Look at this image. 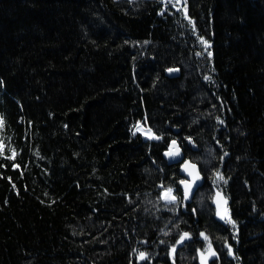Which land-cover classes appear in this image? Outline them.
<instances>
[{"label":"trees","instance_id":"trees-1","mask_svg":"<svg viewBox=\"0 0 264 264\" xmlns=\"http://www.w3.org/2000/svg\"><path fill=\"white\" fill-rule=\"evenodd\" d=\"M0 116V264H264V0H0Z\"/></svg>","mask_w":264,"mask_h":264},{"label":"snow or ice","instance_id":"snow-or-ice-1","mask_svg":"<svg viewBox=\"0 0 264 264\" xmlns=\"http://www.w3.org/2000/svg\"><path fill=\"white\" fill-rule=\"evenodd\" d=\"M185 3H186V0H185ZM185 15H187L186 13V9H185ZM201 41L207 45L208 47H210V45L208 44V42L206 40L203 39V37H201ZM209 55H211V53L209 52L208 53ZM168 72H174V71H178V69H168L167 70ZM205 79H209V77H205ZM4 124V118L2 116H0V126H3ZM140 129L137 128V131H139ZM151 131V129H149V132ZM135 134V133H133ZM153 138H156V139H159V137H153ZM166 155L168 156H179L180 155V149L179 147L176 145V141H172L171 145H170V148H169V151L166 153ZM10 159L12 157H9ZM16 167H19V165H16ZM191 167V168H195V165H189L187 162L185 164V171L188 170V168ZM189 175H192V172H189ZM217 176L219 179L223 180L224 177L221 176L219 173H217ZM200 177L198 175L194 176L193 178V181L192 182H187V181H181V184H183L185 186V195H184V198L187 199L189 197V194L191 192V189H192V184L195 183L196 180H198ZM227 181H225L226 183ZM171 192H172V189L169 188L166 190V195L163 197V199L165 200H168L169 202H173L176 200V197L175 196H172L171 195ZM218 197H219V194H217ZM221 200H222V203L224 205L227 204V200L226 199H223V198H218L217 200V208H218V211H217V216L220 217V219L222 220H225L227 223H232L234 224L235 222L231 220V217L228 213V209L226 207L223 208V211H221ZM195 211V210H194ZM200 236L208 241L209 238L208 236L205 234V233H200ZM186 239H190V234L185 232L183 233V235L180 237V239L178 241H176L177 244H182ZM135 251V250H134ZM176 251L175 247L172 248V253L174 254ZM205 251L207 252V256L205 255ZM205 251H201L200 252V255H201V264H207L208 262V259L209 257H215L217 254L215 251L212 250V245H211V242L209 241L208 243V247ZM232 252V249H231V246L229 245V254H231ZM139 258L141 260L143 259H147L148 258V254L146 252H140L139 253Z\"/></svg>","mask_w":264,"mask_h":264},{"label":"water","instance_id":"water-1","mask_svg":"<svg viewBox=\"0 0 264 264\" xmlns=\"http://www.w3.org/2000/svg\"><path fill=\"white\" fill-rule=\"evenodd\" d=\"M170 69V68H168ZM166 69L165 70V75L167 77H176L178 76L179 73V68L177 67H172V69H178V71H174V72H168ZM172 141H176V140H172ZM172 141H170L168 147L166 150L163 151V157L166 160L167 164L169 165H178V173L180 176V181L178 182V187L182 193V204H183V209L185 210L187 206H189L192 201H193V197L195 195V192L198 190V188H200L202 186V184L204 183V178L200 173L199 167L196 163L192 162L190 159L185 158L181 147L179 146L178 142L176 141V145L179 147L180 149V155L179 156H168L166 155V153L169 151L170 145L172 143ZM186 162L189 165H195V168H191L189 167L187 171H185V164ZM189 172H192V175H189ZM198 175L200 178L198 180L195 181L194 184H192V189L191 192L189 194V197L187 199L184 198L185 195V186L183 184H181V181H187V182H192L194 176ZM192 212H194V210H192Z\"/></svg>","mask_w":264,"mask_h":264},{"label":"rangeland","instance_id":"rangeland-1","mask_svg":"<svg viewBox=\"0 0 264 264\" xmlns=\"http://www.w3.org/2000/svg\"><path fill=\"white\" fill-rule=\"evenodd\" d=\"M137 128H139L140 130L137 131ZM134 131H135V132H139V133H141V135H142L144 138H147V139H149V140L155 139V138H153V137H155L154 134H153V132H152V131L149 132V128H148L144 123H137V124L135 125V127H134ZM167 189H169V188H166V189H163V190H162V193H161V198H162V200H163L164 202H166V203H173V204H175L177 207L180 206V205L182 204L181 199H180V196L178 195V193L176 192L175 188H173V187H171V189H172L171 195H172V196H175V197H176V200L173 201V202H169L168 200L163 199V197L167 194V193H166V190H167ZM217 194H219V197H218ZM218 198L226 199V198L224 197V195L222 194L221 191H219L218 189H215V190H214V193H213V197H212V202H213V204H214V208H215L214 215H215V217H216L217 219H219V220H221V221H225V220L220 219L219 216H217V211H218V208H217V200H218ZM224 207L227 208V204L224 205V204L222 203V200H221V209H220V210L223 211V208H224ZM227 209H228V208H227ZM207 247H208V244H205V245H204V249H203V251H205V250L207 249ZM212 250H213V249H212ZM205 255L207 256V252H206V251H205ZM209 258H210V257H209ZM199 262H200V264H201V255H199Z\"/></svg>","mask_w":264,"mask_h":264},{"label":"bare ground","instance_id":"bare-ground-1","mask_svg":"<svg viewBox=\"0 0 264 264\" xmlns=\"http://www.w3.org/2000/svg\"><path fill=\"white\" fill-rule=\"evenodd\" d=\"M198 189H199V188H198ZM196 192H197V191H196ZM180 199H181V198H180ZM181 201H182V200H181ZM192 203H193V202H192ZM192 203H191V204H192ZM189 206H190V205H189ZM187 207H188V206H187ZM182 209H183V204H182Z\"/></svg>","mask_w":264,"mask_h":264}]
</instances>
